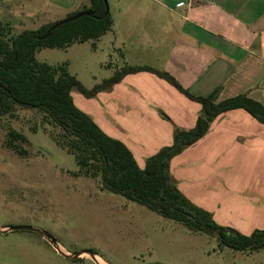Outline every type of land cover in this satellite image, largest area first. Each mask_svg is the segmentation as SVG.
Wrapping results in <instances>:
<instances>
[{"label":"rangeland","instance_id":"374dc122","mask_svg":"<svg viewBox=\"0 0 264 264\" xmlns=\"http://www.w3.org/2000/svg\"><path fill=\"white\" fill-rule=\"evenodd\" d=\"M106 1L110 17L115 20L111 30L97 40L64 48H41L35 53L36 60L65 65L87 90L102 85L122 68L148 66L155 72L147 74L163 79L180 92L157 73L166 74V60L178 28V24H169L162 4L151 0ZM146 6L151 7L152 15L143 19L137 8ZM86 8L89 4L84 0H0V22L8 25V33L18 34L66 20ZM123 27H136L132 35L140 37L138 44L125 40ZM259 69L264 70V65ZM256 77L259 80L255 85H264V76ZM77 93L81 95L72 90L73 96ZM257 101L264 104V98ZM10 131L25 138L13 141L19 153L6 145ZM57 131L36 110L17 108L13 115L0 117V225L35 228L67 251H92L109 264H264V250L218 249L211 236L191 232L103 189L98 179L79 170L73 156L56 145L51 133ZM258 138L259 142H247L246 137L235 141L234 167L212 170L216 180L207 187L212 196L217 193L227 205L224 210L210 211L215 221L242 232L246 231L242 224L247 219L236 214L235 207L260 208L264 204V137ZM249 223V229H264L259 222ZM0 264L95 263L87 254L79 260H68L41 235L11 230L0 232Z\"/></svg>","mask_w":264,"mask_h":264},{"label":"crops","instance_id":"0c3cea01","mask_svg":"<svg viewBox=\"0 0 264 264\" xmlns=\"http://www.w3.org/2000/svg\"><path fill=\"white\" fill-rule=\"evenodd\" d=\"M84 1L90 6V0ZM151 1L162 4L170 25L178 24L164 71L183 89L196 97L219 89L218 101L239 94H247L256 101L264 98L263 82L255 85L259 80L256 75L264 76V70L259 69L264 65V0ZM55 3L63 7L61 2ZM150 9L146 6L137 11H141L144 19L151 17ZM126 28L121 29L125 40L138 44L140 37L132 35L136 27ZM146 72L127 74L109 91L99 92L93 98L78 93L73 96L71 92L74 104L105 134L125 144L140 167L149 156L172 143L174 127L190 129L200 114L198 103ZM257 92L261 95L256 96ZM258 135L264 137V124L241 109L217 116L200 140L171 159V174L179 190L209 212L226 209V203L217 193L212 196L207 191L216 180L211 171L221 166L234 167V142L245 137L247 142H259ZM235 209L236 214L247 219L246 224H242L245 232L235 230L250 234L259 227L247 228L251 221L259 222L260 228H264V204L260 208L250 205ZM2 227L6 226L0 225Z\"/></svg>","mask_w":264,"mask_h":264},{"label":"trees","instance_id":"16d2710c","mask_svg":"<svg viewBox=\"0 0 264 264\" xmlns=\"http://www.w3.org/2000/svg\"><path fill=\"white\" fill-rule=\"evenodd\" d=\"M84 11L92 15L58 26L47 38L43 37L56 22L18 34L8 33L7 24L0 22V117L13 115L17 108L38 111L46 124L58 130L51 133L56 145L73 156L79 170L98 179L103 189L181 224L191 232L211 236L218 249L264 250V229H254L246 235L217 223L209 211L182 194L170 170L171 159L200 140L217 116L241 109L264 124V105L247 94L218 101L219 89L196 97L167 74L157 72L185 97L198 103L200 114L194 127H174L172 143L161 147L140 167L125 144L105 134L74 104L71 92L76 89L84 97L93 98L99 92L109 91L127 74L155 71L145 66L125 67L102 85L87 90L67 72L65 65H49L35 58L36 51L41 48H64L73 43L97 40L110 30L112 19L109 11L104 15L103 0H90L89 8ZM159 114L169 121L163 112ZM17 139L25 140L14 131L8 132L6 145L19 153L13 144Z\"/></svg>","mask_w":264,"mask_h":264},{"label":"water","instance_id":"95a60500","mask_svg":"<svg viewBox=\"0 0 264 264\" xmlns=\"http://www.w3.org/2000/svg\"><path fill=\"white\" fill-rule=\"evenodd\" d=\"M104 2V5H105V13L104 15H106L108 13V4H107V1L106 0H103ZM92 13L91 12H87V11H84V12H81V13H78L76 14L75 16L71 17V18H68L66 20H62V21H59L57 23H55V25H53L48 31L47 33L44 35L43 38H47L50 33L55 30L58 26H61V25H64V24H67L69 22H72V21H75L83 16H91ZM11 230H25V231H32V232H35L39 235H41L42 237L46 238L52 245V247L54 248V250L60 255L62 256L63 258H66L68 260H75L77 258H81V256L83 254H87L89 256V259H91L95 264H109V263H106L103 259V263H99L96 259V254L92 251H81V252H75V253H66L64 252L59 244L54 241L50 236H48L45 232L43 231H39L35 228H32V227H29V226H6V227H2L0 228V232L1 233H4V232H8V231H11ZM99 257V256H98Z\"/></svg>","mask_w":264,"mask_h":264},{"label":"bare ground","instance_id":"6f19581e","mask_svg":"<svg viewBox=\"0 0 264 264\" xmlns=\"http://www.w3.org/2000/svg\"><path fill=\"white\" fill-rule=\"evenodd\" d=\"M96 259H97V261H98L99 263H102V262H103V261H101V260H100L99 258H97V257H96Z\"/></svg>","mask_w":264,"mask_h":264}]
</instances>
